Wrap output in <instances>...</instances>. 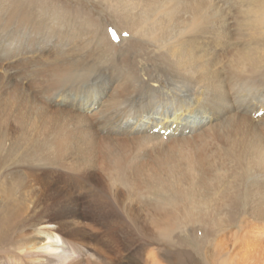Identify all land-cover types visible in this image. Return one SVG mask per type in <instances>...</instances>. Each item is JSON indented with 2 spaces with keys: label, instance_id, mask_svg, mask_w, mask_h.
<instances>
[{
  "label": "bare ground",
  "instance_id": "bare-ground-1",
  "mask_svg": "<svg viewBox=\"0 0 264 264\" xmlns=\"http://www.w3.org/2000/svg\"><path fill=\"white\" fill-rule=\"evenodd\" d=\"M189 1L181 12L179 0L117 2L116 17L128 32L121 39L129 41L137 32L138 39L149 40L158 52L159 73L151 86L136 73L121 75L117 84L125 98L114 104L106 92L93 93L108 72L112 77L117 73L107 64L96 69L92 59L83 64L53 60L56 66L47 80L62 103L77 108L109 139L110 134L122 135L142 151L163 137L175 140L179 151L198 149L180 176V206H165L164 197L140 206L103 198L86 205L67 202L36 180L30 205L1 190L0 264H186L193 253L202 256L201 264H260L259 254L252 259L250 253H256L251 245L264 230V39L258 45V34L248 37L244 28L260 27L264 36V0H248L244 7L238 3L240 15L229 14L227 21L239 24L230 23L223 38L210 35L219 16L214 2ZM20 20L34 37L47 25L40 21L32 28L26 18ZM56 38L52 43L50 37L49 45H59ZM44 82L35 87L39 93ZM80 142H88L84 131ZM104 145L114 158L107 161L108 168L122 173V154L107 141ZM230 169L234 183L205 200V179L215 175L219 182ZM119 179L123 182L124 175ZM252 220L260 224L257 236ZM247 226L252 228L243 234ZM244 251V256L234 255ZM228 254L234 259L229 261Z\"/></svg>",
  "mask_w": 264,
  "mask_h": 264
},
{
  "label": "rangeland",
  "instance_id": "rangeland-1",
  "mask_svg": "<svg viewBox=\"0 0 264 264\" xmlns=\"http://www.w3.org/2000/svg\"><path fill=\"white\" fill-rule=\"evenodd\" d=\"M179 1L183 3L177 8L180 12L185 4L191 5L189 0ZM211 1L219 16L209 28L212 29L210 35L228 36L224 31L233 22L230 18L232 22L228 25L227 17H232L228 15H240L238 3L244 7L249 1ZM117 2L0 0V195L1 190L6 191V196L11 195L17 203L30 205L33 200L30 191L36 180L39 186L48 187L57 199L67 202L79 200L86 205L90 199L103 198L106 203L140 206L164 197L165 206H180V176L199 154L198 149L179 151L173 144L175 140L170 142L171 138L165 137L161 141L153 139L144 151L127 143L126 137L120 134H110L109 139L107 133L97 129L93 121L78 113L77 108L62 103L56 96L59 93L51 90L47 81L50 68L56 66L51 64L53 60L72 59L83 64L92 59L90 62L96 64V69L107 64L110 71L117 73L112 77L108 72L94 85L96 91L93 93L106 92L107 99L114 104L125 98L123 86L117 84L121 75L136 73L147 78L148 85L154 84L159 73L155 61L158 52H154V44L149 40L148 45L138 39L137 32L129 41L121 39L127 38L128 32L116 17ZM22 18H26L25 23L32 28H38L35 25L40 21L48 26H40L44 33L34 37L29 28L25 31ZM236 23L239 24L233 22ZM244 29L248 37L258 34V45L260 39H264L260 27L246 25ZM50 37L52 43L58 37L59 45H49ZM62 43L64 45L60 46ZM4 48L6 57H3L6 54L2 51ZM221 53L219 59L224 58V51ZM59 64V69L70 71V64L62 67ZM174 66L178 67V64L174 63ZM41 79L45 82L39 93L35 87ZM136 113L140 114L142 110ZM83 131L88 142L77 144ZM104 141L125 159L126 168L123 167L122 173L108 168L107 161L114 158ZM154 144L157 145L153 147ZM233 172L228 170L227 176L219 182L215 175L207 177L205 181L209 187L204 199L215 198L217 188L233 184ZM120 175H124L123 182ZM250 223L257 226L253 234L257 236L259 222L252 220ZM251 228L247 226L242 233ZM261 231V239L251 245L257 254H250L252 259L259 254V262L264 264V230ZM244 253L234 255L240 257ZM228 258L229 261L234 259L232 255ZM187 259L186 264L203 263L202 256L197 253Z\"/></svg>",
  "mask_w": 264,
  "mask_h": 264
}]
</instances>
